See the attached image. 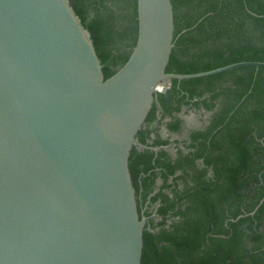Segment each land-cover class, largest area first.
Wrapping results in <instances>:
<instances>
[{
	"label": "water",
	"instance_id": "water-1",
	"mask_svg": "<svg viewBox=\"0 0 264 264\" xmlns=\"http://www.w3.org/2000/svg\"><path fill=\"white\" fill-rule=\"evenodd\" d=\"M137 13L136 46L105 80L69 0H0V264H141L129 157L159 88L264 67L167 73L172 2Z\"/></svg>",
	"mask_w": 264,
	"mask_h": 264
},
{
	"label": "trees",
	"instance_id": "trees-1",
	"mask_svg": "<svg viewBox=\"0 0 264 264\" xmlns=\"http://www.w3.org/2000/svg\"><path fill=\"white\" fill-rule=\"evenodd\" d=\"M69 1L91 34L107 80L136 46L137 0ZM171 2L175 46L167 73L264 63V0ZM155 97L147 125L158 102L165 116L183 105L214 113L204 129L190 133L187 154L179 150L173 159L136 144L130 153L139 216L152 215L144 212L148 200L159 219L146 222L141 264H264V67L172 80L167 93ZM181 124L177 119L168 129L180 133ZM151 133L141 130L138 143L146 145ZM166 145L158 138L151 147ZM157 179L159 192L148 199Z\"/></svg>",
	"mask_w": 264,
	"mask_h": 264
},
{
	"label": "flooded vegetation",
	"instance_id": "flooded-vegetation-1",
	"mask_svg": "<svg viewBox=\"0 0 264 264\" xmlns=\"http://www.w3.org/2000/svg\"><path fill=\"white\" fill-rule=\"evenodd\" d=\"M170 87L171 86L166 85V88H167L166 92L165 93L160 92V93L166 94L167 91L170 89ZM190 111L195 112L196 114H201V119L203 121V125L200 128L195 129V128L189 127L187 125L186 119L184 118V116H185L184 114L186 112L188 113ZM213 113L214 112H208V111L204 110L203 108L195 110V109H191L190 106H188V105H183L181 107L180 112H172L170 116H165L163 108L161 107V105L158 102L157 103V110L155 113V119L148 125L145 123L144 127L141 129V130H150L152 132L146 141V145H141L138 143V141H137L136 145L139 146L140 150L150 149V150L154 151L155 153H158L161 150H164V151L168 152V154H170L173 159H175L177 157V153L179 150L183 151L184 154L188 153L189 150H186L185 148H186V146H188L191 143L190 142V133L194 130L204 129L209 124V121H210ZM177 119L182 122L181 132L180 133H172L168 129V125L171 123H174ZM158 138L162 141H167L168 145L160 146V147H156V148L151 147L153 145L154 141H156ZM199 163L201 164L202 161H199ZM161 184H162L161 180L157 179L153 193L148 197V199L159 192ZM155 210H156L155 206H153V207L150 206L149 201L147 200V202L145 203V206H144V212L146 211L148 213H151L152 215L150 217H144L146 222L150 218H154L156 222L159 221V219L156 218Z\"/></svg>",
	"mask_w": 264,
	"mask_h": 264
},
{
	"label": "rangeland",
	"instance_id": "rangeland-1",
	"mask_svg": "<svg viewBox=\"0 0 264 264\" xmlns=\"http://www.w3.org/2000/svg\"><path fill=\"white\" fill-rule=\"evenodd\" d=\"M163 87H166V85H163L159 88L161 91ZM184 118L186 119L187 125L192 128H200L203 125V121L201 119V114H196L195 112H186L184 114Z\"/></svg>",
	"mask_w": 264,
	"mask_h": 264
}]
</instances>
